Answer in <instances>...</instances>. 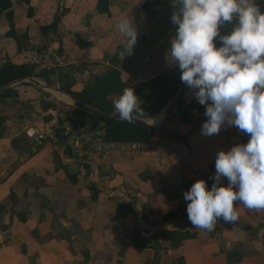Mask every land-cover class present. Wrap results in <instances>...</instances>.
Instances as JSON below:
<instances>
[{
    "label": "crops",
    "instance_id": "obj_1",
    "mask_svg": "<svg viewBox=\"0 0 264 264\" xmlns=\"http://www.w3.org/2000/svg\"><path fill=\"white\" fill-rule=\"evenodd\" d=\"M10 2L14 30L27 38L18 50L15 40L5 36L8 21L0 14V66L6 61L27 63L47 73L51 83L80 92L109 68L119 70L125 89L176 65L168 56L178 27L172 22L174 0H147L148 8L144 0H106L105 12L98 11V0ZM61 8L66 11L57 34L42 37L40 26L49 24ZM123 16L134 20L138 32L133 53L125 57L126 38L116 27ZM124 89L107 96L111 112L115 110L109 97ZM194 97L187 88L182 105ZM205 111L203 105L188 108L190 119L181 121V110L173 108L136 149L129 143L112 149L104 144V153L69 157L56 131L32 146L36 130L62 117L83 118L66 94L28 81L0 92V264H75L84 253L89 255L86 264H264V210L241 206L236 223L221 220L212 232L193 228L188 220L182 179L214 177L217 154L250 139L227 125L219 134L203 135ZM161 116L159 111L149 118L159 124ZM90 185L97 191L95 198ZM165 185H175L177 194L164 199ZM227 185L223 178L220 186ZM119 203H129L131 211L117 213ZM170 212L177 216L163 219ZM171 231L192 236L173 246ZM136 232L159 235L157 248L135 251ZM228 252L240 259L229 261Z\"/></svg>",
    "mask_w": 264,
    "mask_h": 264
},
{
    "label": "clouds",
    "instance_id": "obj_2",
    "mask_svg": "<svg viewBox=\"0 0 264 264\" xmlns=\"http://www.w3.org/2000/svg\"><path fill=\"white\" fill-rule=\"evenodd\" d=\"M174 7L178 27L168 56L206 107L202 134H219L227 125L250 136L246 144L217 154L211 190L201 179L184 193L192 227L212 232L221 220L236 223L241 206L264 210V12L257 0H174ZM228 25L229 34H222ZM116 27L126 38L122 55H131L138 36L134 20L123 16ZM109 99L120 120L144 115L132 87ZM223 178L226 187L220 186Z\"/></svg>",
    "mask_w": 264,
    "mask_h": 264
},
{
    "label": "trees",
    "instance_id": "obj_3",
    "mask_svg": "<svg viewBox=\"0 0 264 264\" xmlns=\"http://www.w3.org/2000/svg\"><path fill=\"white\" fill-rule=\"evenodd\" d=\"M26 3H29V0H23ZM257 4L261 7L262 12H264V0H257ZM11 2L10 0H0V14L4 12V16L8 21L9 29L5 32L6 37H11L15 40L17 44L18 50L21 48L22 39H26V34H17L14 30L13 16L11 10ZM144 6L149 7L147 0H144ZM56 10L60 8L57 4L54 6ZM98 11H107V3L106 0H98L97 2ZM66 9L61 8L59 14L53 15V20L47 24L40 26V31L42 37L47 35L49 32L52 34H57V24L60 19L61 14H63ZM28 16L32 15V9L28 7ZM231 25L224 27L221 32L222 34H229L231 30ZM217 46H221L219 41L217 40ZM119 51V49H118ZM119 67V66H118ZM47 74V73H46ZM45 72H36L34 67L27 63L16 64L11 61H6L3 65L0 66V86L6 85L12 81L18 79H25L28 77L36 76L44 81L50 82L47 78ZM181 72L178 68V65H175L167 70H162L155 73L153 76L147 79L139 80L135 85V93L139 95L142 99V109L144 111V115L140 118L148 119L152 115L161 111L166 102L171 98V96L175 93V91L183 84L181 79ZM63 90L72 95L79 100L83 101L86 104L93 105L99 109H102L106 112H111L109 108V101L107 96L110 93L120 91L124 89V84L120 80V72L117 68H109L104 73L100 75H96L89 84L84 87L80 92H73L68 87H61ZM200 105L196 98L194 97L188 104L182 105L181 98L176 102L173 108H179L180 112V120L188 121L190 118L187 115V109L193 107H199ZM77 109V108H76ZM80 112H83L77 109ZM172 111V110H171ZM85 113V112H83ZM171 113V112H170ZM169 113V114H170ZM89 116L90 120L93 123L102 122L105 128L104 130V139L107 141L113 142H137V143H145L149 140V138L153 135L157 128H148L142 126L140 124L134 122H127L123 120H110L104 119L97 115H91L85 113ZM169 116V115H168ZM167 116V117H168ZM143 177V175H141ZM68 178L71 181H74L73 175L68 174ZM203 180L207 182L208 190H211L215 180L213 176L206 175L203 177ZM183 186L181 190V196L184 197V193L187 192L191 186L195 183L193 179H182ZM93 191L92 197H96V189L93 185L89 186ZM170 189H174V191H170ZM176 186L175 185H165L162 187V194L164 199H169L176 195ZM13 197V194H10V198ZM131 207L129 203H119L118 211L130 212ZM176 213L170 212L166 213L163 216V219L166 218H174L176 217ZM1 227V225H0ZM192 234L186 231H171V244L173 246H177L182 243L184 239L191 237ZM159 235H150L148 237L140 236L137 232L134 237L133 248L135 251H141L145 247H153L157 248L158 246ZM241 255H238L236 258H232L229 252L227 253V258L229 261L239 260ZM88 253H84V258L82 261H79L75 264H86L88 261Z\"/></svg>",
    "mask_w": 264,
    "mask_h": 264
},
{
    "label": "built area",
    "instance_id": "obj_4",
    "mask_svg": "<svg viewBox=\"0 0 264 264\" xmlns=\"http://www.w3.org/2000/svg\"><path fill=\"white\" fill-rule=\"evenodd\" d=\"M36 70L37 68H35ZM104 130L103 123L93 124L87 118L62 117L52 126L36 130L32 135V146L35 147L41 144L49 136H52L55 131L58 133L60 140L64 142L65 148L69 150V157L93 151L104 153V144L112 149L118 143H123L105 140ZM129 144L132 149H136L139 145L137 142H130Z\"/></svg>",
    "mask_w": 264,
    "mask_h": 264
},
{
    "label": "water",
    "instance_id": "obj_5",
    "mask_svg": "<svg viewBox=\"0 0 264 264\" xmlns=\"http://www.w3.org/2000/svg\"><path fill=\"white\" fill-rule=\"evenodd\" d=\"M22 81H28L31 82L33 84H36L46 90L49 91H54V92H58L61 94H66L68 96V98L70 99L72 105L91 115H97L100 116L104 119H110V120H120L118 118V114L115 112H106L103 111L102 109H99L93 105H89L84 103L83 101L79 100L78 98L67 94L63 88L51 83V82H47V81H41L40 79L32 76V77H28L25 79H18L15 81H12L6 85L0 86V92H2L3 90L7 89L9 86L16 84V83H20ZM188 88L187 85H185L184 83L175 91V93L171 96V98L166 102V104L164 105V107L161 109V119H160V123L159 124H154L153 122H151L150 120L147 119H142V118H138L136 120H133L132 122L140 124L142 126L148 127V128H157L161 125H163L165 123V120L167 118V116L169 115V113L171 112V110L173 109L174 105L176 104V102L179 100V98H181L182 94L185 92V90Z\"/></svg>",
    "mask_w": 264,
    "mask_h": 264
},
{
    "label": "rangeland",
    "instance_id": "obj_6",
    "mask_svg": "<svg viewBox=\"0 0 264 264\" xmlns=\"http://www.w3.org/2000/svg\"><path fill=\"white\" fill-rule=\"evenodd\" d=\"M82 114L84 115L83 118H87V115L86 114H84V113H82ZM147 120H150L151 122L153 121L152 118H148Z\"/></svg>",
    "mask_w": 264,
    "mask_h": 264
},
{
    "label": "bare ground",
    "instance_id": "obj_7",
    "mask_svg": "<svg viewBox=\"0 0 264 264\" xmlns=\"http://www.w3.org/2000/svg\"><path fill=\"white\" fill-rule=\"evenodd\" d=\"M67 98V97H66Z\"/></svg>",
    "mask_w": 264,
    "mask_h": 264
}]
</instances>
